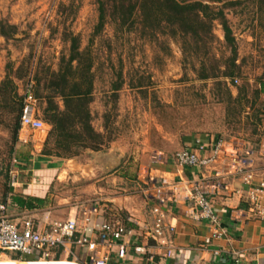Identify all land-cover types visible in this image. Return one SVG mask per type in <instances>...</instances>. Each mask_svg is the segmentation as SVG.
Wrapping results in <instances>:
<instances>
[{"label":"rangeland","instance_id":"obj_1","mask_svg":"<svg viewBox=\"0 0 264 264\" xmlns=\"http://www.w3.org/2000/svg\"><path fill=\"white\" fill-rule=\"evenodd\" d=\"M242 1L225 11L237 40V62L242 70V77L235 78L234 83L260 86V78L264 79V14L259 11L258 0ZM63 5L72 6L74 11H65ZM98 19L96 0H0V82L10 67L20 89L31 76L58 70L61 55L68 50L63 33L69 29L80 36L82 47L91 49L95 58V127L103 131L105 113L112 115L116 137L112 144L127 148L124 162L129 172L137 171L139 161L135 159L145 148L173 155L205 134L251 137L245 130L244 122L249 121L246 116L237 125L239 128L227 123L228 106L219 85L199 78L195 65H200L186 61L180 39L161 35L160 42H152L121 31L111 22L95 36ZM1 23L11 30L15 27L12 38L1 34ZM214 34L210 64L214 59L223 62L230 54L219 21L214 22ZM120 75L125 81L115 108L111 94ZM232 90L236 95L235 87ZM260 100L264 101V91ZM10 129L0 125V199L7 170L14 187L13 173L16 180L22 173L19 155L29 150L19 141L13 147ZM87 182L78 183L86 187ZM123 182L114 183L115 194L127 193ZM9 210L12 214V208Z\"/></svg>","mask_w":264,"mask_h":264},{"label":"crops","instance_id":"obj_2","mask_svg":"<svg viewBox=\"0 0 264 264\" xmlns=\"http://www.w3.org/2000/svg\"><path fill=\"white\" fill-rule=\"evenodd\" d=\"M49 131L50 128L47 134L28 128L20 131L19 145L29 150L19 155L22 173L14 185L15 191L46 199L44 205L31 210L10 207L11 218L20 228L26 220L37 229H45L55 222L75 218L77 236L86 234L98 242L102 224L120 217L126 227L120 244L128 246V253L121 258L117 246L107 249L109 264H264V220L254 213L248 194L250 186L244 180L252 172L254 185L264 181V149H254L240 137L224 139L218 161L192 168L177 165L175 153H155L145 148L135 159L139 161L137 171L131 173L127 167L124 176L120 167L127 159L126 147L115 143L104 151L87 150L73 159L46 156L42 150ZM214 137L209 143L206 136H198L182 149H194L196 141L201 140L204 154H210ZM224 169L229 170L225 175ZM200 178L206 180L220 227L226 231L223 238L211 243L207 238L215 227L200 217L194 203L184 196L186 182ZM83 180H88V186L78 183ZM120 180H125L127 193L115 194L114 183ZM164 183L177 185L176 201L162 204L154 198V189ZM158 206L166 212L167 244L153 237ZM138 245L144 246L147 253L138 252ZM92 255L71 243L53 249L48 256L44 251L23 256L0 250V264H79L88 263Z\"/></svg>","mask_w":264,"mask_h":264},{"label":"trees","instance_id":"obj_3","mask_svg":"<svg viewBox=\"0 0 264 264\" xmlns=\"http://www.w3.org/2000/svg\"><path fill=\"white\" fill-rule=\"evenodd\" d=\"M96 4L99 19L95 36L103 33L106 25L111 22L121 31L136 33L152 42H160L161 35L180 39L186 61H196L200 65H195L199 78L214 80L219 85L221 99L228 106L227 123L239 128L237 125L243 123L242 118L246 116L249 121L244 122L245 130L252 135L242 139L252 148L260 149L264 138V101L260 100L264 91V79L260 78V86H253L249 82L235 85L234 80L242 77V70L237 62V40L225 13L226 9L243 4L242 0H96ZM63 8L65 11H74L72 6L63 5ZM258 8L264 14V0H258ZM215 21L222 25L224 41L230 54L222 59L223 62L214 59L215 62L210 64L208 60L211 59V46L216 41ZM12 28L14 31L1 23V34L8 39L12 38L15 27ZM63 40L68 44V50L62 53L58 70L49 69L43 75L31 76L26 79L25 85L29 81L34 82L41 118L50 126L42 154L73 159L87 150L99 152L109 148L116 139L113 129L115 120H111L112 115L107 111L103 131L96 129L92 111L96 80L93 52L89 48H83L80 36L69 29L63 33ZM12 70L10 67L5 79L0 82V125L11 128L14 147L20 139L24 95L12 76ZM229 79L232 80L231 83ZM124 81L120 75L119 81L113 85L111 95L115 108ZM232 86L237 90L236 95ZM204 136L209 139V143H212L213 136L216 140L232 138L221 134ZM120 171L127 176L126 162L122 163ZM10 182L7 170L0 201L6 202L9 208L17 205L21 209L31 210L44 205L46 199L18 193Z\"/></svg>","mask_w":264,"mask_h":264},{"label":"built area","instance_id":"obj_4","mask_svg":"<svg viewBox=\"0 0 264 264\" xmlns=\"http://www.w3.org/2000/svg\"><path fill=\"white\" fill-rule=\"evenodd\" d=\"M24 95V106L21 116V130L28 128L36 133L47 134L50 126L41 118L38 108V99L34 93V82L29 81L21 90ZM207 148V147H206ZM223 148V140H216L210 154H204L205 146L201 140L196 141L193 149H182L175 153L174 158L177 165L182 167L197 168L210 166L218 161ZM264 149V138L260 149ZM204 154V155H203ZM226 165V162H225ZM224 169L222 174L228 173ZM13 185L16 184V175L13 173ZM253 173H247L244 180L250 186L248 194L253 204V211L259 218L264 220V205L262 197L264 195V181L254 185ZM206 181V180H205ZM204 179H196L186 182L185 198L192 201L197 207L200 217L207 220L215 228L212 236L207 238V242L221 239L225 236V229L220 227V217L216 212L209 189ZM178 187L176 184L164 183L154 189L153 196L160 203L176 201ZM156 219L154 221L153 237L162 239L161 244H167L164 240L166 212L160 207L155 208ZM78 221L68 219L53 223L49 228L37 229L30 220H26L24 227L20 228L11 218L9 205L0 201V250L15 251L23 256H35L40 252H49L59 247H67L68 244H76L93 253L90 261L79 264H109L110 255L107 249L113 250L117 246L118 254L121 258L126 257L128 246L120 244V240L126 233V227L120 217L105 222L101 227V235L98 242L88 235L77 236ZM138 252L147 253L144 246H136ZM218 254L219 252L216 251ZM31 263V262H30Z\"/></svg>","mask_w":264,"mask_h":264}]
</instances>
